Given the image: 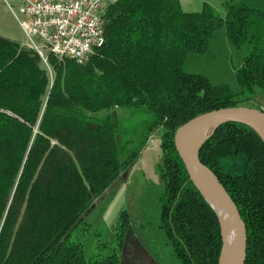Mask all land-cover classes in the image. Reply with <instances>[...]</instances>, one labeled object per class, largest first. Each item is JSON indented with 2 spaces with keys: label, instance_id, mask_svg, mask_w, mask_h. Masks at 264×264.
Returning a JSON list of instances; mask_svg holds the SVG:
<instances>
[{
  "label": "trees",
  "instance_id": "1",
  "mask_svg": "<svg viewBox=\"0 0 264 264\" xmlns=\"http://www.w3.org/2000/svg\"><path fill=\"white\" fill-rule=\"evenodd\" d=\"M217 28L231 46L248 47L235 73L238 91L183 69L187 53L206 50ZM104 30V45L84 64L49 56L51 80L36 54L0 37V264H122L101 245L86 257L75 230L156 130L159 181L141 192L138 214L123 213L114 241L121 248L133 221L158 264H217L216 215L190 181L173 135L206 111L262 108L244 102H264V10L239 0L225 1L223 14L210 5L185 11L179 0H115ZM198 156L246 225L244 264H264L263 141L251 127L225 122ZM237 156L243 170L224 171L222 160Z\"/></svg>",
  "mask_w": 264,
  "mask_h": 264
},
{
  "label": "rangeland",
  "instance_id": "2",
  "mask_svg": "<svg viewBox=\"0 0 264 264\" xmlns=\"http://www.w3.org/2000/svg\"><path fill=\"white\" fill-rule=\"evenodd\" d=\"M114 1L105 0V4L107 2L112 4ZM204 1L206 3L201 0V9L207 5L215 8L218 12L222 9L217 0ZM22 35L23 39L17 42V45L20 49L28 50L21 47L25 43L23 32ZM247 52L248 47L245 45L231 46L227 41L224 29L217 28L210 35L206 50L198 53H187L183 62V69L186 72L204 75L213 85H227L232 91H238L239 84L235 73L236 69L241 66ZM39 63L51 80L53 77L52 68L44 66L42 62ZM244 103L257 104L264 108V102L260 98H257V101L250 100ZM115 109V112L119 115H125L128 112L120 108ZM101 113H97L96 117L101 118ZM161 139L160 130L154 131L149 136L145 148L134 165L129 167L122 174V177L111 188L107 189L101 197L95 199L89 210L84 213L75 233H77V237L82 243L86 257L96 254L98 246L101 245L103 249L118 254L122 264H158L153 252L141 238L142 232L138 230L133 221H131L128 229L124 231L121 248L116 245L113 235L117 230V228L115 229L117 222H121L125 218L124 212L129 217L138 214V198L144 188L152 181H159L156 164L162 162ZM243 166H245V160L242 156L224 158L221 162L224 171L232 170L239 173L243 170Z\"/></svg>",
  "mask_w": 264,
  "mask_h": 264
},
{
  "label": "water",
  "instance_id": "3",
  "mask_svg": "<svg viewBox=\"0 0 264 264\" xmlns=\"http://www.w3.org/2000/svg\"><path fill=\"white\" fill-rule=\"evenodd\" d=\"M225 122H238L251 127L264 143V109L246 105L200 113L176 128L173 141L190 181L216 215L221 238L217 264H244L246 225L224 185L198 156L204 141Z\"/></svg>",
  "mask_w": 264,
  "mask_h": 264
},
{
  "label": "built area",
  "instance_id": "4",
  "mask_svg": "<svg viewBox=\"0 0 264 264\" xmlns=\"http://www.w3.org/2000/svg\"><path fill=\"white\" fill-rule=\"evenodd\" d=\"M105 0H21L16 13L25 47L50 67L49 56L86 63L105 43Z\"/></svg>",
  "mask_w": 264,
  "mask_h": 264
},
{
  "label": "crops",
  "instance_id": "5",
  "mask_svg": "<svg viewBox=\"0 0 264 264\" xmlns=\"http://www.w3.org/2000/svg\"><path fill=\"white\" fill-rule=\"evenodd\" d=\"M220 3L219 10L221 14L224 13V3L228 0H217ZM244 2L248 6L263 9L264 10V0H239ZM180 5L185 11H198L200 10L201 0H179ZM203 2H205L203 0ZM21 0H0V37L9 40L13 43L22 41L23 28L21 21L25 19L22 15L16 13V8L20 5ZM206 3V2H205ZM208 3V2H207ZM204 4V3H203ZM109 7V3L107 2Z\"/></svg>",
  "mask_w": 264,
  "mask_h": 264
}]
</instances>
